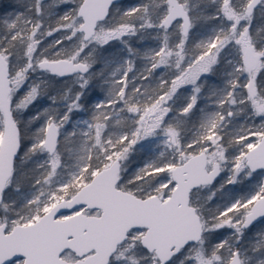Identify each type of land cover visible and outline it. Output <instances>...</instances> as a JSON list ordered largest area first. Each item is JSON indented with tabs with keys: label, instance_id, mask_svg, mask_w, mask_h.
<instances>
[{
	"label": "snow or ice",
	"instance_id": "obj_1",
	"mask_svg": "<svg viewBox=\"0 0 264 264\" xmlns=\"http://www.w3.org/2000/svg\"><path fill=\"white\" fill-rule=\"evenodd\" d=\"M17 2L0 17V264H264V0Z\"/></svg>",
	"mask_w": 264,
	"mask_h": 264
},
{
	"label": "trees",
	"instance_id": "obj_2",
	"mask_svg": "<svg viewBox=\"0 0 264 264\" xmlns=\"http://www.w3.org/2000/svg\"><path fill=\"white\" fill-rule=\"evenodd\" d=\"M3 1H4V5L1 6L0 5V17H7L5 15V13H7V8L6 5V1L5 0H2L1 3L3 4ZM142 0H122V3L125 5V7L127 6H133V5H136L138 3H141ZM2 8V9H1ZM55 37H58L57 35H54L53 37H49L47 38L46 40H44V44L45 45H48L49 43H51L53 41V38ZM133 45L134 47H136L141 53L145 52V51H148L150 50L151 48L155 47L157 45V41L152 39L150 36H145L143 40H136L135 38H133ZM68 43V42H66ZM113 45H116V49L115 50H119L120 49V45L118 44V42H112ZM145 64V61L143 59H137L136 60V68L138 70H142L143 69V66ZM162 72V69L161 70H158V73H161ZM131 75V74H130ZM157 79L159 78V75H157L156 77ZM62 81H65L66 84H68V86H71V82H70V79L68 77H65V78H60ZM222 80H223V77L222 75H215V76H212L211 79L209 80L208 82V86L209 87H212V86H217V87H223V83H222ZM144 83H147V82H144ZM65 87V86H64ZM64 87H61L64 88ZM207 90V89H206ZM104 96V93L101 92V90L98 88V87H91L88 92H87V101L88 102V108L90 110L91 108V103H95V101L97 100V98H103ZM184 100H180L178 102L177 100V105H180L183 103ZM47 106V105H45ZM206 102L201 100L198 107H206ZM40 109V108H39ZM33 111H37V108ZM195 111V110H194ZM199 115V113L197 112V116ZM77 116H83L85 118H90L89 116V112H83V113H80V112H74L73 113V118L75 119ZM194 121L196 119V117L193 118ZM84 127V126H83ZM81 127V128H83ZM140 145H137V148L139 149ZM133 160H134V170L132 172V174L134 173L135 170L138 169V167L142 166L144 164V162L149 159V156L147 155V152L146 151H136L134 152L133 154ZM230 188H235L237 190H239L240 188L243 187V185H239V186H228ZM239 194V192H238Z\"/></svg>",
	"mask_w": 264,
	"mask_h": 264
},
{
	"label": "rangeland",
	"instance_id": "obj_3",
	"mask_svg": "<svg viewBox=\"0 0 264 264\" xmlns=\"http://www.w3.org/2000/svg\"><path fill=\"white\" fill-rule=\"evenodd\" d=\"M1 1L2 0H0V5L1 6H3L4 5V1H3V4L1 3ZM6 1V3H7V5H6V7L5 8H7V13H5V15L7 16V17H10V16H12V14L14 13V12H16L18 9H19V4H18V2H17V0H5ZM2 9V8H1ZM150 31H152V30H150ZM55 35H57V36H59L60 34L59 33H56ZM200 35V32H199V30H196V36H199ZM47 38H49V37H47ZM46 38V39H47ZM56 38V37H55ZM55 38H53V40L55 39ZM196 37H193V39H195ZM45 39V40H46ZM155 40V39H154ZM66 43V42H65ZM162 72H163V70H162ZM161 72V73H162ZM211 79V77L209 78V80ZM65 84H66V82L65 81H62L60 78H59V82L55 85V87H56V89H61V87H64L65 86ZM189 88H190V86H188ZM180 93H183V95H181L180 96V99L178 100V102L180 101V100H184V98L189 94V92H187V91H185V89L184 88H182V89H180ZM48 104H49V101L46 99V98H44V99H42V100H40L38 103H37V105H36V107L35 108H33L32 109V111L33 110H35L36 108H37V110H39V108H41V106H43V107H47L48 106ZM45 105H47V106H45ZM81 119H87V118H85V117H83V116H77L75 119L73 118V121H77V120H81ZM72 127H73V125L70 123L69 125H66V128H67V130L68 131H72ZM80 127H83V125H80ZM63 131V130H62ZM142 143H147V142H142ZM154 147V146H153ZM133 155H131L130 156V160H129V172H128V175L129 176H131L132 175V172H133V170H134V160H133ZM237 186H239V185H237ZM260 231H264V225H257L255 228H253L252 229V235H255L256 233H258V232H260Z\"/></svg>",
	"mask_w": 264,
	"mask_h": 264
}]
</instances>
